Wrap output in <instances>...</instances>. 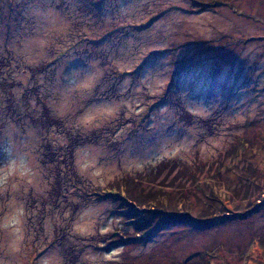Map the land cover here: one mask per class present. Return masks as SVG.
<instances>
[{
    "label": "rangeland",
    "instance_id": "374dc122",
    "mask_svg": "<svg viewBox=\"0 0 264 264\" xmlns=\"http://www.w3.org/2000/svg\"><path fill=\"white\" fill-rule=\"evenodd\" d=\"M0 264H264V0H0Z\"/></svg>",
    "mask_w": 264,
    "mask_h": 264
},
{
    "label": "trees",
    "instance_id": "16d2710c",
    "mask_svg": "<svg viewBox=\"0 0 264 264\" xmlns=\"http://www.w3.org/2000/svg\"><path fill=\"white\" fill-rule=\"evenodd\" d=\"M68 148H70V147H68ZM118 189L120 190L119 193H121V194L124 193V195L128 194L127 190L125 192V191H123L122 188L118 187L117 190ZM113 190H114L113 188L111 190H109V192H108L109 197H110V194H111V196H114L112 194ZM129 192H130V195L132 194L130 200L131 201H134V200L137 201L140 205L139 207L143 206L142 208H144L145 205L155 204L156 202L160 201V198L156 195L153 196V198H152V193L141 195V194H137V193H131V191H129ZM94 195L99 196V193H94ZM170 211L171 210H167V206H166L165 209H159L158 211H155V212H146L145 210H139V211L132 210V211L128 212L129 213L128 215H129L130 219L134 220V223L132 225L135 227L137 235H143V234L144 235H150L149 231L154 229V225H156V228L157 227L160 228L162 225H165L168 223L180 224V223L187 222L191 225H195L196 228L199 227L202 229L204 227L203 226L204 224L201 223L200 219L195 220V218H192L189 214H185V213H183L185 215H182V214L180 215L179 213L178 214H172V212H170ZM153 222H155V223L153 224Z\"/></svg>",
    "mask_w": 264,
    "mask_h": 264
}]
</instances>
